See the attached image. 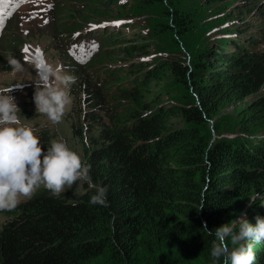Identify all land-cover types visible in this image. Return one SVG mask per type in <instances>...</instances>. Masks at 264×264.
I'll return each mask as SVG.
<instances>
[{"label":"trees","instance_id":"obj_1","mask_svg":"<svg viewBox=\"0 0 264 264\" xmlns=\"http://www.w3.org/2000/svg\"><path fill=\"white\" fill-rule=\"evenodd\" d=\"M71 1L80 16L56 10L53 42L76 77L72 134L109 206L90 203L84 181L58 196L41 185L0 210V264H222L215 229L264 218V0ZM76 17L131 22L94 30L103 41L79 59L57 24L76 35ZM13 44L0 41L8 54ZM30 98L23 120L37 115ZM39 136L46 152L52 136ZM252 243L264 264V242Z\"/></svg>","mask_w":264,"mask_h":264},{"label":"clouds","instance_id":"obj_2","mask_svg":"<svg viewBox=\"0 0 264 264\" xmlns=\"http://www.w3.org/2000/svg\"><path fill=\"white\" fill-rule=\"evenodd\" d=\"M76 12V9L71 11L73 15ZM59 34L61 36L62 33ZM69 54L74 57V53ZM8 64L14 71L22 68L14 57L9 58ZM75 82L76 77L67 74L62 65H43L33 95L36 111L53 124L61 123L72 103L70 88ZM15 87L21 88L22 85ZM12 91L13 86L0 88V210H14L22 198L30 197L41 185L58 196L65 187H72L77 181H84L95 188L90 203L108 207L107 188L93 184L90 166L83 163L81 156L68 146L63 137L52 140L44 151L39 129L30 120L21 119ZM255 219V225L240 219L215 229L211 245L213 260L222 258V264H254L252 242H264V218L257 216ZM207 233L212 235L213 231Z\"/></svg>","mask_w":264,"mask_h":264},{"label":"rangeland","instance_id":"obj_3","mask_svg":"<svg viewBox=\"0 0 264 264\" xmlns=\"http://www.w3.org/2000/svg\"><path fill=\"white\" fill-rule=\"evenodd\" d=\"M39 3H43V1H37L34 3L33 9L26 8L25 3H16L13 2L10 4L8 8H6V12H11L13 10V14L11 16L12 21H10L7 25V28L5 29L3 36L1 37L0 41L2 39L6 41H13V45L16 47V51L11 50L10 54H8L6 51L3 50L0 46V56L3 58L2 61L5 63L8 62L9 58L15 57L20 64L22 65L21 70L14 71L12 68L9 71H4L2 67L5 64H2L0 66V88H7L13 86V91L11 92V95L15 98V102L17 103L18 108L23 107V103L26 105L31 103V98L34 95L35 92V82L37 81L39 75L42 73V66L48 63H58L62 65L64 68L65 61L64 59H61V56L59 55L58 51L55 49L54 39L56 37V32L52 33L53 31V24H52V15L55 11L52 12L50 17V10L48 8V5H41ZM76 2H70L68 3L69 8L72 4H75ZM130 3H133V0H131ZM77 6V5H76ZM114 7V6H113ZM73 9H76L74 7ZM80 11V10H78ZM76 12L77 16H80L79 12ZM260 12L259 9H256L252 12V17H255L253 15H259ZM28 14L29 16L27 18H24L23 15ZM47 17L51 18L50 23L48 25H44V19ZM93 18L99 17L97 13H93L91 15ZM240 16V14H239ZM247 21L249 18H246ZM115 19H98L95 21H92L94 23H99L101 21H111ZM126 20V18H124ZM138 20V19H137ZM115 22V21H114ZM248 23H251L248 22ZM75 25H81V21L76 17V21L73 24ZM257 26H260V20L258 19ZM83 26H86V23H83ZM129 29V27H126ZM100 30V29H99ZM107 30L113 31V33L118 32L115 27H108ZM62 27L59 28L58 32H62ZM74 31H70V36H65L62 33L60 36V41H63V39L70 40L71 34ZM89 33V31H83L81 32L82 35H86ZM126 36L123 34V37L126 39H130L133 37V34H128V32L125 30ZM98 35L94 34V37L99 39V43H101L103 40L101 38V32L97 31ZM100 35V36H99ZM121 38V37H120ZM119 40V38L115 39ZM116 41V42H117ZM4 44V42H3ZM79 45V43L77 44ZM134 46L133 43L128 46ZM13 46V47H14ZM95 49V50H93ZM27 50V51H26ZM99 49L98 53L100 52ZM95 51L96 52V46H93L91 44H87L86 46H83L82 49L77 50L75 47L73 49L74 54L75 53H81L86 54L88 52ZM141 60L147 58V55H140ZM8 67H11L9 64H7ZM16 85H22L21 88H16ZM30 108L35 109V104H31ZM37 115L30 121L32 125H34L36 128L38 127L39 131L42 129L47 130L50 135H54L51 139H58L60 137H63L64 140L67 142L68 146L75 152H77L81 158L83 156V143L82 138L74 137L72 134L71 126L75 124L76 117L75 114L71 111V105L66 111L61 123L59 124H53L51 123L46 116L40 114L37 112ZM25 120H27L25 118ZM46 124V125H45ZM4 215H0V222L3 221ZM2 223V222H1Z\"/></svg>","mask_w":264,"mask_h":264},{"label":"bare ground","instance_id":"obj_4","mask_svg":"<svg viewBox=\"0 0 264 264\" xmlns=\"http://www.w3.org/2000/svg\"><path fill=\"white\" fill-rule=\"evenodd\" d=\"M39 4H41V5H44V4H45V5H48L47 2H45V1H43V3H39ZM55 11H56V10H55ZM55 11H54V12H55ZM52 12H53V10H50V17H51ZM53 15H54V13H53ZM53 15H52V18H53ZM99 29H104V28H99ZM95 30H96V29H95ZM65 36H67V35H65ZM65 36H64V37H65ZM64 49H65V48H64ZM62 51H63V50H62ZM59 54H60V53H59ZM68 55H69V53H68ZM63 57H64V56H63ZM87 125H88V124H87ZM8 212H9V211H8Z\"/></svg>","mask_w":264,"mask_h":264},{"label":"snow or ice","instance_id":"obj_5","mask_svg":"<svg viewBox=\"0 0 264 264\" xmlns=\"http://www.w3.org/2000/svg\"><path fill=\"white\" fill-rule=\"evenodd\" d=\"M27 51V50H26Z\"/></svg>","mask_w":264,"mask_h":264}]
</instances>
